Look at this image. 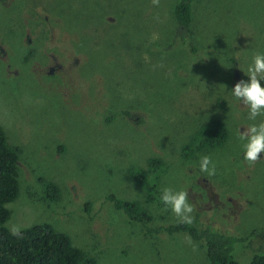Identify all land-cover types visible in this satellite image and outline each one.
<instances>
[{"label":"rangeland","instance_id":"obj_1","mask_svg":"<svg viewBox=\"0 0 264 264\" xmlns=\"http://www.w3.org/2000/svg\"><path fill=\"white\" fill-rule=\"evenodd\" d=\"M174 1H0V125L18 149V193L5 205L10 232L47 223L97 264H208L199 240L161 230L179 220L159 195L144 194L156 186L188 192L197 228L233 239L254 231L234 250L237 261L264 246V153L250 166L238 138L264 116L249 120L232 94L264 53V0H193L190 33L173 20ZM46 59L64 71L47 74ZM215 115L225 141L184 158L181 145ZM204 155L213 176L200 171ZM151 156L162 165L145 173ZM43 181L55 184L56 198ZM205 187L219 194L217 213L195 203ZM109 194L143 207L146 226L115 209Z\"/></svg>","mask_w":264,"mask_h":264},{"label":"trees","instance_id":"obj_2","mask_svg":"<svg viewBox=\"0 0 264 264\" xmlns=\"http://www.w3.org/2000/svg\"><path fill=\"white\" fill-rule=\"evenodd\" d=\"M193 0H175L171 6V16L177 27L187 30L190 33L192 27ZM185 35V34H184ZM196 50L195 47L191 51ZM218 57L221 54H216ZM233 56L227 63L235 68ZM237 60V59H236ZM229 66V67H230ZM232 78V75H230ZM215 105H221V98L218 97ZM219 104V105H218ZM109 120V118H107ZM227 126L224 121L215 115L209 118L208 122L200 125L196 135L180 147V154L184 158L190 157L194 152L207 148L220 146L227 137ZM201 133V137H200ZM18 149L8 144L4 130L0 125V264H97L96 258L85 250L72 245L70 238L64 232L54 230L47 223L34 224L20 230V235H13L5 226L4 222L9 217L6 204L15 199L18 193V172H17ZM161 159L151 156L147 159V167L141 170L145 173L158 169ZM134 179V178H133ZM46 195L49 199L56 198L57 188L49 181H43ZM146 196L159 195L156 186H152ZM115 209H121L131 221L146 226L150 215L134 200H126L116 197L113 194L106 196ZM161 201V199H160ZM161 205L163 203L161 202ZM161 230L171 235L174 233H186L193 240H199L205 251L208 264H264V246L249 256L246 261H237L234 257V250L237 253V246L254 235L251 231L244 237L232 238L228 234L209 228L202 224L199 228L194 225L170 223L161 227ZM239 243V244H238ZM236 248V249H234ZM239 251V250H238ZM246 262V263H245Z\"/></svg>","mask_w":264,"mask_h":264},{"label":"clouds","instance_id":"obj_3","mask_svg":"<svg viewBox=\"0 0 264 264\" xmlns=\"http://www.w3.org/2000/svg\"><path fill=\"white\" fill-rule=\"evenodd\" d=\"M154 6H159L160 0H151ZM248 80L241 79L235 83L232 88V94L236 100L241 101L248 108V119L256 121L257 117L264 116V53H256L253 57V63L248 67ZM245 141L244 160L254 166L264 153V120L254 123L239 133L238 137ZM200 171L207 176L216 174V165L211 157L204 155L200 158ZM161 202L170 208L180 223L191 225L194 222L193 204L189 203V194L186 190H174L172 187H165L162 190ZM13 235L19 236L20 229L17 226L11 228ZM187 242L192 244L190 237ZM195 250V245H193Z\"/></svg>","mask_w":264,"mask_h":264},{"label":"flooded vegetation","instance_id":"obj_4","mask_svg":"<svg viewBox=\"0 0 264 264\" xmlns=\"http://www.w3.org/2000/svg\"><path fill=\"white\" fill-rule=\"evenodd\" d=\"M42 19L44 21L47 18H46L45 15H43ZM48 37H49V35H48ZM45 40H46V38H45ZM49 40H50V38H49ZM26 42H30L29 38H27ZM42 52H44L46 54L49 53V52H46V50H42ZM29 53H31V52H29ZM0 54L3 57H6L5 51L3 49L0 50ZM48 57H49V54H48ZM56 59L61 61V59H59V58H56ZM56 59H53V60L46 59L45 63L43 64V68H42L43 71H47V74H51V75L57 73V71H64V68L62 67V64L59 65ZM37 66H39V65H37ZM202 180L207 181L208 179L203 177ZM225 200L229 201L230 198L229 197H225ZM195 203L198 205L199 209H201L203 206H206V207L210 208V210H213V213H217L219 211L218 207H216V206L214 207V205H216V204L222 205L220 203V201H219V194L217 192H215L214 190H212V188H210V187H208V188L205 187L204 194H203V192L202 193L198 192V197H197ZM225 208L227 209V207H225ZM207 225L209 226V228L218 231L217 228H214V227H212L209 224H207Z\"/></svg>","mask_w":264,"mask_h":264}]
</instances>
